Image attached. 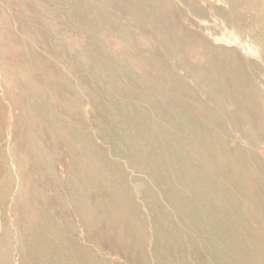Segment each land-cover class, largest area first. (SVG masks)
I'll return each mask as SVG.
<instances>
[{
	"label": "rangeland",
	"instance_id": "374dc122",
	"mask_svg": "<svg viewBox=\"0 0 264 264\" xmlns=\"http://www.w3.org/2000/svg\"><path fill=\"white\" fill-rule=\"evenodd\" d=\"M263 248L264 0H0V264Z\"/></svg>",
	"mask_w": 264,
	"mask_h": 264
},
{
	"label": "bare ground",
	"instance_id": "6f19581e",
	"mask_svg": "<svg viewBox=\"0 0 264 264\" xmlns=\"http://www.w3.org/2000/svg\"><path fill=\"white\" fill-rule=\"evenodd\" d=\"M166 104V103H165ZM168 106V105H167ZM168 108V107H167ZM168 110V109H167ZM198 142V141H197ZM216 145V144H215ZM202 146V145H201ZM210 147H211V145H210ZM215 147V146H214ZM206 149V148H205ZM219 149V148H218ZM209 150V149H208ZM210 151V150H209ZM205 152V151H204ZM215 153V152H214ZM220 153V152H219ZM213 155V154H212ZM200 159V158H199ZM188 163V162H187ZM178 165V164H177ZM154 166V165H153ZM121 167V166H120ZM156 169H158V168H156ZM154 171V170H153ZM234 179H235V177H234ZM237 179V178H236ZM228 180V179H227ZM237 184V183H236ZM93 185V184H92ZM245 185V184H244ZM238 186V185H237ZM241 188V187H240ZM197 189V188H196ZM238 189V188H237ZM220 231V230H219ZM49 238V237H48ZM223 242V241H222ZM37 245V244H36ZM75 247V246H74ZM264 249V248H263ZM35 250V249H34ZM38 252V251H37ZM167 256H169V255H167ZM183 264V263H182Z\"/></svg>",
	"mask_w": 264,
	"mask_h": 264
}]
</instances>
